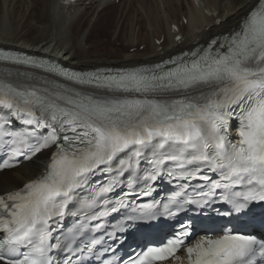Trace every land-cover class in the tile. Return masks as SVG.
Instances as JSON below:
<instances>
[{"label":"snow or ice","instance_id":"snow-or-ice-1","mask_svg":"<svg viewBox=\"0 0 264 264\" xmlns=\"http://www.w3.org/2000/svg\"><path fill=\"white\" fill-rule=\"evenodd\" d=\"M0 61L47 74L17 71L10 79L14 74L8 68L0 73V146L7 153L0 170L48 153L36 178L0 194V264H88L93 257L100 264L167 260L192 235L191 219L166 242L145 244L127 260L116 256L111 244L105 247L102 236L82 239L86 230H102L110 213L149 197L165 178L180 191L164 203L136 205L120 235L109 234L113 244L130 235L147 240L146 229L160 216H175L173 208L203 209L219 200L231 206L219 214L232 217L264 202V0H256L236 29L207 47L152 66L75 71L54 60L5 51ZM233 119L238 141L229 139ZM97 174L104 180L93 187ZM197 180L203 186L188 195ZM125 183L129 191L109 199ZM237 186L246 190L233 192ZM85 189L89 195L78 199ZM77 203L73 211L69 206ZM67 215L76 217L71 236L60 224ZM211 231L186 247L189 264H256L258 255L264 258V243L255 237L228 225L219 229L222 234ZM56 250L65 253L62 261L56 260ZM109 251L113 259H102Z\"/></svg>","mask_w":264,"mask_h":264},{"label":"bare ground","instance_id":"bare-ground-1","mask_svg":"<svg viewBox=\"0 0 264 264\" xmlns=\"http://www.w3.org/2000/svg\"><path fill=\"white\" fill-rule=\"evenodd\" d=\"M77 1L82 3L89 1V5L84 7L79 18H72L66 27L70 31L67 46L60 47L59 51L54 48L51 53L57 54L52 57L53 59L56 58L66 66L78 69L130 66L159 61L175 51L190 47L195 41H204L210 36L227 31L237 24L256 2V0H207L209 7L207 12H204V9L197 6L194 8L192 0H186L187 6L193 8V13L188 16V22H193L188 27L187 24H180L188 12L178 0H164L168 12L167 22L161 16L158 0H124L122 1L124 3H120L114 10L108 11L109 5L104 6L99 12V20L88 33H85L81 26L88 27L92 21L91 15L105 2ZM182 2L185 3V0ZM58 4L62 10H67L66 14L80 9L75 7L77 3L65 6L61 5L59 0H0V46L51 57L40 50L45 49L51 42L50 39L55 32L53 17ZM85 16L89 17L88 20ZM12 21L15 23L12 24ZM175 22L180 25L184 35L180 42L174 41L175 35L171 34L170 26ZM58 26L61 30L63 23L59 22ZM106 32L109 34L104 36H110L108 41L102 39ZM121 35L123 43L125 42L128 47L122 49V52H117L115 51L117 48H113L110 42L118 40ZM75 36L78 38L75 39ZM162 37L163 49L159 51L156 40ZM84 40L92 45L91 49L83 45ZM142 43H146L144 50L139 48ZM133 47L136 48L132 50ZM46 157L47 152L17 169L0 173V192L17 188L27 179L41 173Z\"/></svg>","mask_w":264,"mask_h":264},{"label":"rangeland","instance_id":"rangeland-1","mask_svg":"<svg viewBox=\"0 0 264 264\" xmlns=\"http://www.w3.org/2000/svg\"><path fill=\"white\" fill-rule=\"evenodd\" d=\"M82 9V11H83V9H84V6H83V8H81ZM112 9V8H111ZM110 9V10H111ZM114 9V8H113ZM6 10H7V6H6ZM109 10V11H110ZM100 17V16H99ZM88 16H85V19L86 20H88ZM91 18H93L92 19V21H91V23L89 24V26L88 27H85L84 28V26H81L82 27V29H84L85 30V33H88L90 30V28L92 27V26H94L95 24H96V22L99 20H96L94 17H91ZM94 20H96V22H94ZM15 22L14 21H12V24H14ZM58 23L59 22H54V25H53V31H55L54 32V34H53V37L50 39L51 40V42L48 44V45H46L45 46V49L43 50L42 49V51L44 52V53H48V55H51L50 54V51L51 50H53L55 47H57V46H59V48L57 47L56 49H58V51L60 50V47H62V46H67V44L69 43V40L70 39H68V36H69V30H68V28L66 29L65 28V32H64V30L61 32V30H59V26H58ZM84 25H85V22H84ZM122 25V24H121ZM109 26H110V24H109ZM111 28V27H110ZM112 29V28H111ZM107 34H109V33H104L103 34V36L104 35H107ZM102 36V39L103 40H105L106 39V41H108L109 39H110V36H104L103 37ZM78 37L77 36H75V39H77ZM101 38V37H100ZM122 39H123V36L121 35V36H119L118 37V40H112L110 43H111V45H112V47L113 48H117L115 51H117V52H122L123 50L122 49H124V48H126V47H128L126 44H125V42L123 43V41H122ZM54 41V42H53ZM55 41H56V43H55ZM84 41H86L85 42V45H86V48H88V49H91L92 48V45H90L89 43H87V40H84ZM84 43V42H83ZM84 45V46H85ZM141 45H143V43L141 44ZM54 47V48H53ZM122 50V51H121ZM47 51V52H46ZM58 51H56V52H58ZM126 51V50H125ZM52 56H54V55H52Z\"/></svg>","mask_w":264,"mask_h":264}]
</instances>
